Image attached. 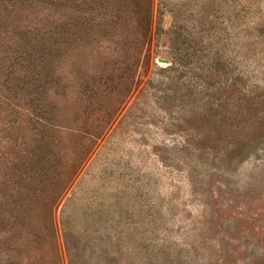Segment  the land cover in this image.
Wrapping results in <instances>:
<instances>
[{
    "label": "rangeland",
    "instance_id": "1",
    "mask_svg": "<svg viewBox=\"0 0 264 264\" xmlns=\"http://www.w3.org/2000/svg\"><path fill=\"white\" fill-rule=\"evenodd\" d=\"M0 264H264V0H0Z\"/></svg>",
    "mask_w": 264,
    "mask_h": 264
},
{
    "label": "water",
    "instance_id": "2",
    "mask_svg": "<svg viewBox=\"0 0 264 264\" xmlns=\"http://www.w3.org/2000/svg\"><path fill=\"white\" fill-rule=\"evenodd\" d=\"M159 62H162V63H165V64H167V63H168V61H167V60H159Z\"/></svg>",
    "mask_w": 264,
    "mask_h": 264
}]
</instances>
